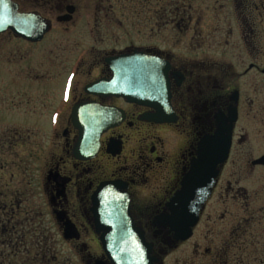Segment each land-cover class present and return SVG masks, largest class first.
Instances as JSON below:
<instances>
[{
  "label": "flooded vegetation",
  "instance_id": "obj_1",
  "mask_svg": "<svg viewBox=\"0 0 264 264\" xmlns=\"http://www.w3.org/2000/svg\"><path fill=\"white\" fill-rule=\"evenodd\" d=\"M10 1L16 13L37 16L48 26L39 40L11 29L0 33L26 45H41L56 26L67 32L75 21L80 37L88 35V28L94 35V20L108 17V12L102 16L98 12L111 11L109 6L101 8L102 0ZM263 1L233 0L242 33L252 36L253 51L258 49L253 39L258 27L247 23L244 9L249 8L256 19L264 11ZM172 4L173 20L191 19V1ZM157 13L162 16L161 6ZM78 51L87 55L68 66L62 85L55 80L52 88V81L41 82L42 76L31 81L37 88L32 95H46L40 89H50L54 100L48 119L49 144L35 153L40 160L39 178L31 175L28 181L29 187L40 190L43 203L36 208L24 205L26 191H14L12 201H0V264H113L102 239L115 224L111 217L122 221V206L94 203L93 212L92 197L102 184L113 185L128 197L127 215L133 229L152 245V264H264V231L258 235L253 224L258 217L251 205L254 199L249 197L256 192L248 194L243 181L250 174L243 173L241 160L231 156L240 98L239 91L227 83L225 67L181 59L154 44L105 48L91 43ZM135 53L167 67L165 98L158 103L95 86L111 80L113 58ZM248 68L258 73L257 66ZM259 72L264 75V69ZM92 84L94 90L89 87ZM22 98L26 105L32 97ZM234 108L236 121L227 158L216 165L214 174L193 171L201 141L213 136L218 122ZM31 113L42 129L40 117L45 114ZM89 116L94 120L90 153L78 145L83 121ZM100 126L104 128L99 133ZM253 160L252 168L264 167L253 165ZM230 162L232 168L226 171ZM170 218L187 230H172L167 226Z\"/></svg>",
  "mask_w": 264,
  "mask_h": 264
},
{
  "label": "rangeland",
  "instance_id": "obj_2",
  "mask_svg": "<svg viewBox=\"0 0 264 264\" xmlns=\"http://www.w3.org/2000/svg\"><path fill=\"white\" fill-rule=\"evenodd\" d=\"M178 1L184 0H102L101 8L109 6L111 11L102 8L98 12L101 16L108 12V17L94 20V35L87 26L88 35L80 37L76 21L67 32L56 26L41 45L21 44L7 34L0 35V201H12L14 191H26L24 205L36 208L43 203L40 190L29 187L28 181L31 175L39 178L40 160L35 153L49 144L48 119L54 100L50 89H40L46 95H32L37 90L33 78L52 81V88L55 80L63 82L68 66L87 55L78 51L81 45L118 48L129 43L154 44L181 59L206 60L225 67L227 83L239 91L240 117L231 156L238 157L243 173L250 174L243 186L248 194L256 192L249 194L258 217L253 224L258 235L263 233L264 167L252 168L250 161L264 154V75L259 72L264 69V11L255 19L249 8L244 9L247 23L258 27L253 35L258 49L253 51L252 36L242 33L235 9L239 0L234 5L233 0H189L191 19L173 20L172 3ZM160 6L162 19L157 13ZM250 64L258 67V73L249 71ZM22 95L32 97L26 105ZM31 110L45 114L40 117L42 129L33 122L36 116L29 115ZM231 168L232 162L226 171Z\"/></svg>",
  "mask_w": 264,
  "mask_h": 264
},
{
  "label": "water",
  "instance_id": "obj_3",
  "mask_svg": "<svg viewBox=\"0 0 264 264\" xmlns=\"http://www.w3.org/2000/svg\"><path fill=\"white\" fill-rule=\"evenodd\" d=\"M15 8L10 0H0V33L11 29L31 40H39L48 30L46 23L34 15L18 14ZM110 65L113 72L111 80L99 82L95 86L103 85L106 91L115 95L135 94L144 97L151 104L158 103L162 98H165L167 67H164L158 60L142 53H135L130 56L113 58ZM89 87L94 90V84ZM233 94L234 101H236L237 92ZM92 117L89 116L83 121L84 127L80 130L78 144L80 148L89 153L94 151V130L91 129L94 127L91 125L94 124V120ZM235 121L236 110L234 108L229 110L227 118L218 122L215 134L201 141L199 160L195 163L193 171L206 175L216 172V165L223 162L228 156L232 124ZM103 128L100 126L99 133ZM252 164L264 166V155L253 160ZM210 178L212 177L210 176ZM115 188L110 184H102L95 197L94 195L92 197L93 212L94 203L122 206V221L119 222L114 216L110 218L115 224L112 226L110 234H106V237L102 239L103 247L113 264H152L150 258L152 245L145 242L139 231L133 229L127 215L128 197L119 193ZM208 190L204 195L208 194ZM167 226L172 230H179V232L186 231L188 228L183 224L177 225L172 218L168 220Z\"/></svg>",
  "mask_w": 264,
  "mask_h": 264
},
{
  "label": "snow or ice",
  "instance_id": "obj_4",
  "mask_svg": "<svg viewBox=\"0 0 264 264\" xmlns=\"http://www.w3.org/2000/svg\"><path fill=\"white\" fill-rule=\"evenodd\" d=\"M71 79V78H70ZM68 98V95H67V91H66V93H65V99H67Z\"/></svg>",
  "mask_w": 264,
  "mask_h": 264
}]
</instances>
